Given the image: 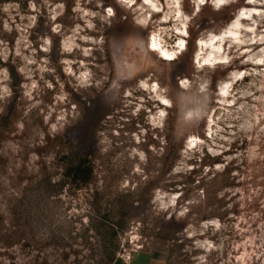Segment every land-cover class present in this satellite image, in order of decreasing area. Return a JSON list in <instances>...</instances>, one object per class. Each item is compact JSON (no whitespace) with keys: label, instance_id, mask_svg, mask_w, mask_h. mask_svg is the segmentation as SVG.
<instances>
[{"label":"rangeland","instance_id":"obj_1","mask_svg":"<svg viewBox=\"0 0 264 264\" xmlns=\"http://www.w3.org/2000/svg\"><path fill=\"white\" fill-rule=\"evenodd\" d=\"M137 250L264 264V0H0V264Z\"/></svg>","mask_w":264,"mask_h":264},{"label":"crops","instance_id":"obj_2","mask_svg":"<svg viewBox=\"0 0 264 264\" xmlns=\"http://www.w3.org/2000/svg\"><path fill=\"white\" fill-rule=\"evenodd\" d=\"M118 264H165L162 254L137 250L129 253L128 259Z\"/></svg>","mask_w":264,"mask_h":264},{"label":"bare ground","instance_id":"obj_3","mask_svg":"<svg viewBox=\"0 0 264 264\" xmlns=\"http://www.w3.org/2000/svg\"><path fill=\"white\" fill-rule=\"evenodd\" d=\"M244 15V12H240V14L237 16V18L227 27V29H225L223 31V34H222V38L225 39V38H230V40H236L237 41V38H238V35H239V32H240V29H241V16ZM183 45V42L181 41L179 43L178 46L182 47ZM156 46V45H155ZM157 47V46H156ZM162 55L163 57L165 58V60H171L172 59V56L174 55L172 52H169L168 50H164L162 52ZM211 56V55H210ZM162 57V58H163ZM214 59V58H213ZM212 59H208L206 60L207 61H211ZM208 63V62H207ZM153 87V86H152ZM155 88V86H154ZM164 102H167L168 101H165Z\"/></svg>","mask_w":264,"mask_h":264}]
</instances>
